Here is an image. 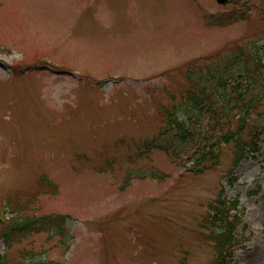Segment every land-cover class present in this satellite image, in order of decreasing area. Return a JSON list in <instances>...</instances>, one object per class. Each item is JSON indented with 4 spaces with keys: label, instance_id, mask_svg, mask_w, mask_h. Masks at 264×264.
Listing matches in <instances>:
<instances>
[{
    "label": "rangeland",
    "instance_id": "rangeland-1",
    "mask_svg": "<svg viewBox=\"0 0 264 264\" xmlns=\"http://www.w3.org/2000/svg\"><path fill=\"white\" fill-rule=\"evenodd\" d=\"M248 5L0 0V232L15 218L70 217L65 246L49 229L9 247L1 239L10 264H217L210 207L222 188L250 236L230 264H264V135L257 158L228 179L234 142L197 174L186 161L194 147L163 134L164 108L187 120V91L222 100L228 66L259 72L248 81L260 107L247 117L264 130V67L247 58L264 63V0ZM151 140L159 149L145 151Z\"/></svg>",
    "mask_w": 264,
    "mask_h": 264
},
{
    "label": "trees",
    "instance_id": "trees-1",
    "mask_svg": "<svg viewBox=\"0 0 264 264\" xmlns=\"http://www.w3.org/2000/svg\"><path fill=\"white\" fill-rule=\"evenodd\" d=\"M247 58L253 61L257 60L259 63L255 61V64H257V66L260 68L263 67L261 62L262 58H260L258 54H248ZM248 69L250 70L251 68L248 66ZM232 72L233 69L231 66H228L224 68L223 71L219 72L220 74L218 76L217 89L218 93L222 96V100H220L219 103L218 101L216 102V100L206 95H199L197 91H187L186 99L191 102L192 106L190 105L185 113L187 115L186 121H182L177 117L176 110L175 113H173L166 110L165 108L163 109L165 117H173L172 120L169 121V127L165 128L163 134L167 135V138H170L174 143L181 147L182 151L188 150V145L191 144L194 147L192 149L194 151L191 150L188 155L195 159L199 157L197 158L198 162L202 161L204 163H208L209 158L214 156V147L211 144L216 141V139L218 143H221L220 137L223 135H225L223 137H225L226 140L228 139L237 145V149L235 151V157L237 159L236 162L241 160L246 152H248V143L244 137L245 133H242L246 127L241 128L239 133L232 132L231 127H233V121H237L238 116L243 114L248 106L254 111L259 109L261 102L254 92L255 89H253L252 84L248 81L249 72L256 74L259 72H255L254 70L239 73ZM242 75H244V79H241L240 76ZM232 78L234 81L229 83L230 79ZM227 86L233 90V97L226 98L224 96L227 94ZM248 99H251V101ZM232 112H235V114H232ZM202 116H204L205 120L208 119L207 128L210 130L206 129V127L203 125L205 120L203 121ZM241 123L242 122L239 121V126H243ZM194 124H199V127H195ZM175 130L178 131L176 135L173 134ZM163 149L168 153L171 151L167 148ZM211 165L212 163H210V166ZM212 206L214 207L213 210L216 212V215L214 216L215 221H220L221 223L213 224L214 226L216 225V228L211 230L209 237L217 244V250L221 254L232 234H235L234 230L236 220L232 221L229 216L228 208H226L225 204L218 202L217 205ZM36 217L37 216H33L31 218H15L6 229L0 232V237L2 235L6 237L9 232L12 233V236H24L33 229L38 231L40 229H49L50 227H54L56 230L60 231L63 230V224L61 221L56 220L59 218L42 216L38 217L37 219ZM236 219L237 221L239 220L238 218ZM0 264L8 263L7 261H1L0 259Z\"/></svg>",
    "mask_w": 264,
    "mask_h": 264
},
{
    "label": "water",
    "instance_id": "water-1",
    "mask_svg": "<svg viewBox=\"0 0 264 264\" xmlns=\"http://www.w3.org/2000/svg\"><path fill=\"white\" fill-rule=\"evenodd\" d=\"M219 3H226L227 0H218Z\"/></svg>",
    "mask_w": 264,
    "mask_h": 264
}]
</instances>
